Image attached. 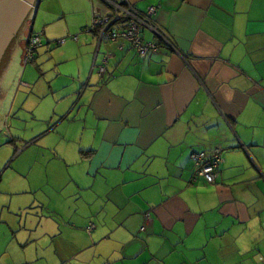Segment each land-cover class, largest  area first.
<instances>
[{
	"label": "crops",
	"instance_id": "crops-1",
	"mask_svg": "<svg viewBox=\"0 0 264 264\" xmlns=\"http://www.w3.org/2000/svg\"><path fill=\"white\" fill-rule=\"evenodd\" d=\"M129 1L169 43H99L103 5L64 0L52 71L24 62L43 81L17 91L34 129L0 175V264H264V0ZM215 149L210 183L192 155Z\"/></svg>",
	"mask_w": 264,
	"mask_h": 264
},
{
	"label": "rangeland",
	"instance_id": "rangeland-1",
	"mask_svg": "<svg viewBox=\"0 0 264 264\" xmlns=\"http://www.w3.org/2000/svg\"><path fill=\"white\" fill-rule=\"evenodd\" d=\"M61 6H64V0H40L36 14L34 9V11L31 10L26 17L19 31L17 39L11 44L10 50L8 51V62L1 68L0 175H2L1 172L3 171L4 165L9 160L10 155L15 153L17 154L20 151L22 146H19L22 145L24 141H27L29 139V136L32 134L31 130L34 129V127L30 129L28 128L33 122V111H25L20 107V104L24 103V101L19 100L21 96L17 94L18 88L25 89L24 87L28 82H30V85L35 86V82L38 79L39 81H43L42 76L39 77L40 72L38 68H36V66L31 62L25 64L23 61V36L27 35L29 30L32 29V32L37 33L41 39L42 44L45 45L47 42V34H45L43 30L48 31L52 28L56 29L60 27L59 21L57 20L58 17L56 15L62 9ZM83 33L85 32L81 31L80 34ZM51 45L52 49L49 53L45 49L43 53H41L40 50L42 49V46H38V51L39 53H41V56H47L45 58V63H42L44 69L41 70L42 72L47 71L45 74H48L52 71V65L49 64L52 61V59H50V55H59V49H57L59 46L56 47L55 41H53ZM60 81H64V79H60ZM38 85H40V83ZM29 106L34 107L33 104H29ZM31 150L33 149H26L23 152H30ZM11 163L13 165L16 164V167L18 169H23L25 166V159L18 157ZM13 179L19 181L20 177H13Z\"/></svg>",
	"mask_w": 264,
	"mask_h": 264
},
{
	"label": "built area",
	"instance_id": "built-area-1",
	"mask_svg": "<svg viewBox=\"0 0 264 264\" xmlns=\"http://www.w3.org/2000/svg\"><path fill=\"white\" fill-rule=\"evenodd\" d=\"M107 13L102 14L98 8L93 10V18L90 24L91 32H96L99 43L103 40L124 39L128 41L141 57L147 55L149 51L158 50V45L153 41L143 39V30L148 29L169 43L165 33L154 25L153 15L156 11L155 6L148 7L145 11L136 9L129 0H98ZM71 39H77V35H68ZM64 38L57 42L63 43ZM41 44L38 35H31L28 38L24 50L23 60L29 61L33 57L34 49ZM106 59H103L99 65V72L104 71ZM195 164V176L203 177L207 182H214L219 166L222 162V156L219 149L213 150L210 156L204 152H196L192 155ZM93 224L86 227V231L93 229Z\"/></svg>",
	"mask_w": 264,
	"mask_h": 264
},
{
	"label": "water",
	"instance_id": "water-1",
	"mask_svg": "<svg viewBox=\"0 0 264 264\" xmlns=\"http://www.w3.org/2000/svg\"><path fill=\"white\" fill-rule=\"evenodd\" d=\"M40 0H0V71L8 62L11 44L31 10L35 14Z\"/></svg>",
	"mask_w": 264,
	"mask_h": 264
},
{
	"label": "trees",
	"instance_id": "trees-1",
	"mask_svg": "<svg viewBox=\"0 0 264 264\" xmlns=\"http://www.w3.org/2000/svg\"><path fill=\"white\" fill-rule=\"evenodd\" d=\"M84 29H90V26H87V27L84 28ZM93 33L96 34L95 31H93ZM31 35H38V34H35V33L31 32L30 35H29V37H30ZM29 37H28V38H29ZM27 42H28V39H27L26 42H25L24 50H25V47H26V45H27ZM57 44H58V43H57ZM36 48H37V47H36ZM36 48L34 49V52H35ZM33 55H34V53H33ZM23 56H24V54H23Z\"/></svg>",
	"mask_w": 264,
	"mask_h": 264
}]
</instances>
